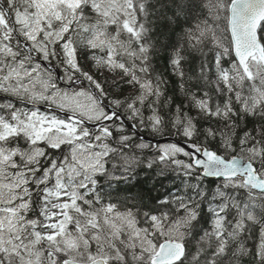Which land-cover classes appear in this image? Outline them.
<instances>
[{
  "label": "snow or ice",
  "instance_id": "1",
  "mask_svg": "<svg viewBox=\"0 0 264 264\" xmlns=\"http://www.w3.org/2000/svg\"><path fill=\"white\" fill-rule=\"evenodd\" d=\"M161 19L183 22L171 70L183 81L189 57L199 58L188 79L204 90L190 98L223 125L205 131L222 151L164 146L145 166L162 165L161 178L165 169L175 171L184 190L158 200L168 211L152 212L120 207L101 193L102 177L128 179L140 158L124 151L130 135H115L122 123H102L121 118L101 106L107 93L78 53L91 50L98 68L120 71L137 89L127 101L129 119L141 117L144 126L147 105L148 126L159 132L165 82L153 75V36ZM227 57L234 58L226 67ZM53 60L69 83L90 87L62 89L48 66ZM0 94L14 98L0 103V264H244L246 257L264 264V0H0ZM41 104L71 115L42 112ZM249 118L253 127L238 135V121ZM96 121L97 130L86 126ZM173 125L184 137L198 134L187 114ZM116 156L128 175L109 171ZM206 178L219 183L208 188Z\"/></svg>",
  "mask_w": 264,
  "mask_h": 264
},
{
  "label": "trees",
  "instance_id": "2",
  "mask_svg": "<svg viewBox=\"0 0 264 264\" xmlns=\"http://www.w3.org/2000/svg\"><path fill=\"white\" fill-rule=\"evenodd\" d=\"M168 14L171 15V12L169 11ZM182 23V21H177L176 24L170 26L165 20L161 19L156 22L154 30L153 39L157 41L159 55H153V65L155 68L153 75H159L165 82L163 85L164 96L161 97L158 104L159 115L163 118L161 131H153L152 128L148 126L147 117L151 116L152 113L147 108V105L142 109V115L145 119L144 126L139 125L141 117L130 119V121L141 134L148 137L155 139L173 137L176 140L186 142L190 147L195 143L203 144L205 147L212 150L222 151V149L219 148V139L213 140L211 138H206L205 131L209 127L218 128L223 125L217 124L215 120L206 118L199 112L190 98V94L195 93L199 96L201 91L204 90L202 82L198 83L196 79H188L189 76H195L196 70L199 66V58L189 57V60L185 65L186 75L183 81L171 70L169 58L172 52V45L180 38V26ZM78 54L83 69L92 74L103 85L104 90L107 93L106 96L101 97L103 102L108 105L111 104L110 106L117 109L124 117L129 119L131 112L127 109V101L137 94V89L123 83L121 80L122 73L120 71L117 70L116 72H111L107 69L98 68L93 59L91 50H83ZM97 54L102 55V53ZM233 58L234 57H227L222 63L227 67L229 60ZM211 60L212 56L209 54V67H211ZM54 63L55 65H58L56 60H54ZM58 67H60L62 72H65L62 66L58 65ZM65 74H62V80H65ZM77 77H79V74H77ZM210 79H215L214 74H210ZM59 82L60 80L58 83ZM84 84H87L88 87H90L88 81ZM181 84H183V88L181 87ZM212 95L214 100L222 99L221 97H217L214 91H212ZM115 100L121 101V104L118 107L113 103ZM184 114L192 117L196 124L198 134L192 138L184 137L179 127H174L173 125L176 117L178 115L183 116ZM114 123V126H110L116 127L121 123L123 124V132L115 133V135H130L132 137L129 141V144H131L132 147L126 148L124 151L129 155L138 156L140 158V163L133 166L132 173L128 179H109L108 177H102L100 189L102 195L106 200H110L120 207H124L125 205L131 207L135 204L141 211H168V207L160 206L158 200L164 198L169 191H174L176 188H180L183 191V180L185 178L171 169H165L166 176L161 178L159 173L162 165L158 163L154 164L151 169H148L145 166L146 163L156 159L161 154V150L158 149L159 145L143 141L135 130L126 125L122 119L115 120ZM238 123L242 124V127L237 129L238 135L244 130V127L249 129L253 127L251 118L246 122L238 121ZM89 129L95 131L98 128ZM109 142L111 143V141ZM140 143H147L149 144V147L139 149L136 145ZM51 151H53L54 156H59L61 154L60 151ZM113 164L116 165L115 168L112 167ZM122 164L123 162L119 156L110 158V163L108 165L109 171L114 176L122 177L128 175L123 171ZM204 183L208 188H214L219 181L212 178H206ZM204 215H207L206 211L204 212ZM246 243L249 247H252L256 243V240L253 237ZM244 264H252V258L246 257Z\"/></svg>",
  "mask_w": 264,
  "mask_h": 264
},
{
  "label": "water",
  "instance_id": "3",
  "mask_svg": "<svg viewBox=\"0 0 264 264\" xmlns=\"http://www.w3.org/2000/svg\"><path fill=\"white\" fill-rule=\"evenodd\" d=\"M107 109L108 110H112V108L110 106H107ZM53 111L57 112V113H61L63 114L64 116L68 117L70 116V114L68 113H65V112H61L59 110H55V109H52ZM119 116H121L120 113H117ZM123 120L129 125L130 128L132 129H135L134 128V125L133 123H130L128 120H126L124 117H123ZM109 121H105V123H108ZM89 125L95 127L97 126V124H91V123H88ZM136 133L146 142H150V143H157V144H161V143H166V142H170V141H174L176 142L178 145H180L181 147H184L187 151H193L194 149H192L191 147H189V145L185 142H182V141H179V140H176L172 137H166V138H162V139H155V138H151V137H148V136H145V135H142L138 130H136ZM202 158V157H201Z\"/></svg>",
  "mask_w": 264,
  "mask_h": 264
},
{
  "label": "rangeland",
  "instance_id": "4",
  "mask_svg": "<svg viewBox=\"0 0 264 264\" xmlns=\"http://www.w3.org/2000/svg\"><path fill=\"white\" fill-rule=\"evenodd\" d=\"M78 58H79V54H78ZM54 61V60H53ZM65 76V80H64V82H65V84H67L68 86L67 87H62L61 85H59L62 89H64V90H73V91H75V90H78V89H81V88H89L88 87V85L87 84H84V83H86L87 81L86 80H84L82 83H75V82H73V83H69L68 81H67V74L66 75H64ZM54 77H55V75H54ZM81 79H83V78H81ZM72 85V86H71ZM74 85V86H73ZM91 90H95L94 88L93 89H91ZM104 97V96H103ZM43 105V104H42ZM25 107H26V105H25ZM56 109H58V108H56ZM58 110H61V109H58ZM105 110V109H104ZM61 111H64V110H61ZM42 112H44V111H42ZM65 112V111H64ZM49 114H52V113H49ZM58 117H60V118H65V117H63V116H60V115H57ZM114 126V125H113ZM171 144H176V143H172V142H168V143H164V144H161V145H159V147H158V149L159 150H161L164 146H166V145H171ZM177 145V144H176ZM181 157V158H180ZM177 159H180V160H185V161H187L188 160V157H185V156H183L182 154H178V156L176 157Z\"/></svg>",
  "mask_w": 264,
  "mask_h": 264
},
{
  "label": "flooded vegetation",
  "instance_id": "5",
  "mask_svg": "<svg viewBox=\"0 0 264 264\" xmlns=\"http://www.w3.org/2000/svg\"><path fill=\"white\" fill-rule=\"evenodd\" d=\"M48 66L52 68V71H55V72L57 73L56 68H54V67H56L54 61H53L52 65H48ZM54 75H55V74H54ZM55 78H56V75H55ZM10 99H14V98H12V97H7V96H4L3 94H0V101H1L0 103H6V102H7L8 100H10ZM14 102L17 104V107H25V105H26V104H24V103L21 102V101H14ZM41 105H42V104H41ZM41 105H39L40 110H42ZM26 107H31V105H26Z\"/></svg>",
  "mask_w": 264,
  "mask_h": 264
},
{
  "label": "bare ground",
  "instance_id": "6",
  "mask_svg": "<svg viewBox=\"0 0 264 264\" xmlns=\"http://www.w3.org/2000/svg\"><path fill=\"white\" fill-rule=\"evenodd\" d=\"M72 86V85H71ZM74 86V85H73ZM111 105V104H110Z\"/></svg>",
  "mask_w": 264,
  "mask_h": 264
}]
</instances>
